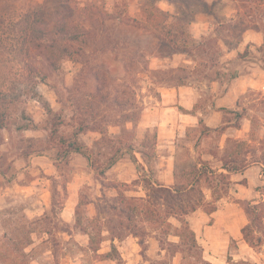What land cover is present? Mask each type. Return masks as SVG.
I'll list each match as a JSON object with an SVG mask.
<instances>
[{
	"label": "rangeland",
	"instance_id": "obj_1",
	"mask_svg": "<svg viewBox=\"0 0 264 264\" xmlns=\"http://www.w3.org/2000/svg\"><path fill=\"white\" fill-rule=\"evenodd\" d=\"M33 1L43 4L45 0ZM75 1L81 6L87 3L98 5L113 15V19L105 24V30L96 32L91 46L85 48L84 55L76 58L79 62L63 59L59 71L49 74L45 84H42L31 77L24 64L9 50L0 55V108L8 109L12 115L7 128L0 130V264H180L181 256L175 253L178 238L172 235L171 228L160 229L159 224L149 222L145 217L118 214V208L127 213L124 205L118 202V194L145 197V188L138 183V177L147 175L159 184L166 181L168 174L160 173L162 164H166L164 160L152 161L150 168H147L137 154V163L125 156L106 172L104 178L95 179L92 168L79 155L72 154L69 164L62 163L61 170H57L53 164L55 150L33 151L49 145L52 120L62 124L59 136L71 134L74 121L82 118L77 116L83 110H77L76 101H83L87 107L99 102H102L101 106H106L102 97H105L107 104L110 103V99L115 96L113 89L121 84L126 86L122 89L126 93L134 91L136 104L141 111L138 122L126 124V128L137 137L135 147L139 148L141 139L138 137L141 134L145 135L148 130L147 139L151 141L155 133L153 125L148 123L151 126L146 129L143 124L148 110L158 101L160 91L179 87L172 77L182 78L184 85L194 92L192 112L200 114L202 124L198 121L195 127L188 128L186 132L191 141L195 140L202 127L208 123V106L215 96L211 89L219 85L218 81L209 77L215 75L227 59L224 57L226 51L230 53L228 57H232V50L241 41H252L255 46L248 44V50L264 61V0H204L206 8L199 6L200 0ZM49 4L55 11L57 0H51ZM16 6L18 11H22L27 4L16 1ZM169 31L170 35L167 36L166 32ZM180 31L183 34H177V39L174 38L177 41L175 45H169V48L158 53L156 50L146 52L144 58L139 57L145 47L155 49L163 37L171 40L173 33ZM103 42L108 43L104 45H108L107 50H103ZM182 46L188 47L190 52L171 55L172 49ZM257 47H260L259 52L256 51ZM122 61L134 63L126 71ZM139 61H148V64ZM84 62H87V68L83 67ZM216 62L219 64L214 67ZM239 67L234 73L246 74L255 69L254 74L264 88L263 62ZM93 75H99L106 87H102L101 83L96 86L91 79ZM97 87L99 92L96 91ZM222 87L221 92L224 82ZM252 91L238 100L240 106L246 109V116L253 117L256 132L250 135V121L242 119L239 121V130L230 127L224 133V151H236V143H248L251 140L248 146H241L243 151L251 150L249 153L244 152L250 164L243 171L234 173L237 175L232 180L230 177V190L219 200L224 206L230 204L234 214L239 212L245 216L234 217L233 227L242 224V219L244 225L248 223L243 209L235 203L237 199L252 201V204L264 200V167L251 164L252 155L259 154L256 149L264 133V95L257 94V90ZM120 101V109H126L124 99ZM46 105L52 109L49 115L44 109ZM22 111L27 119L33 120L35 128H21L22 125H29L27 120L20 119ZM99 111L93 113L97 115ZM233 117L223 113L222 122L234 126L237 123ZM110 133L118 136L119 128H111ZM203 137L199 151L214 153L216 159L211 164L220 165L218 159L224 156L216 151L220 136L207 132ZM81 138L91 145L98 135L88 132ZM226 138L235 142L226 145ZM159 152L170 154L168 147L160 148ZM28 153L31 155L27 156ZM176 154L179 161L185 156L180 147L176 148ZM242 156L240 154L238 158ZM103 161L101 157L98 163L102 164ZM97 165L95 163L93 167ZM256 166L260 168L249 169ZM186 168L179 166L175 182L182 184L187 181L188 176L181 173ZM244 171L246 174L240 175ZM233 182L245 184L247 189ZM123 183L129 186L124 187ZM208 185L224 187L217 179L211 185L201 179L199 188L206 201L211 200ZM79 202L80 227L76 225L75 215V207ZM40 218L43 220L34 222ZM92 221L97 222L103 235L98 254L109 252L110 244L113 243L119 257L117 262L100 260L87 250L88 237L82 230ZM168 221L177 226L174 219ZM188 221L195 231L204 259L211 264H227L228 253L235 262L250 260L264 263V233L261 234L262 246L252 249L241 241V236L231 243L224 229L221 233L217 227H211L213 222L199 209L189 215Z\"/></svg>",
	"mask_w": 264,
	"mask_h": 264
},
{
	"label": "trees",
	"instance_id": "obj_2",
	"mask_svg": "<svg viewBox=\"0 0 264 264\" xmlns=\"http://www.w3.org/2000/svg\"><path fill=\"white\" fill-rule=\"evenodd\" d=\"M16 1L25 2L27 4L26 9L18 11ZM50 1L45 0L43 4H38L33 0H0V55L3 51L9 50L11 54L17 56L24 64L25 69L30 73L31 77L40 80L42 84H45L49 74L59 71L60 61L63 59L67 58L72 62H79L76 61V58L84 55L85 48L91 46L96 32L102 33L105 30V24L113 19V15L104 11L102 7L92 3L81 6L75 0H57L55 11H53L49 4ZM199 6L206 8L204 0L199 1ZM132 22L136 21L132 20ZM122 24L128 26L126 22H122ZM177 34L183 33L182 31L180 33H173V36L170 38L171 40L163 37L157 43L155 49L145 47L139 54V57L144 58V53L146 52L152 53L156 50L158 53L160 50L169 48V45H175ZM166 35H170V31L166 32ZM105 44L108 43H102L103 50L108 49V45L104 46ZM259 48H256L257 52H259ZM189 52L188 47L182 46L180 49H172L171 55ZM192 61L195 60L192 58ZM122 62L126 71L134 63L133 61ZM233 62L256 64L263 62L264 64V61H260L258 55L247 49L242 53H237L234 59L222 63L215 75L209 77L213 81H218L220 90L223 88V82L224 85H228L237 77V74L229 67V63ZM139 63L146 65L148 61H139ZM82 64L84 68H87V62ZM218 64L216 62L214 67ZM90 68L91 66H89ZM91 79L96 86L102 82L99 75H93ZM171 79L175 80L176 86H185L182 78L172 77ZM101 86L106 87L103 83H101ZM125 88L124 84L117 85L113 89L115 96L110 99L111 101L108 104L105 97H102V101L106 106H101L102 102H99L87 107L83 101H76L77 110H83L77 116H82V118L74 121L75 125L71 134L67 137L59 136V127L62 124L52 120L49 129V145L39 148L33 151V153L49 149L55 150L56 155L53 159V164L57 170H61L62 163L64 165L69 164L72 154L79 155L90 165L95 179L104 178L106 172L125 156H128L132 162L137 163L135 153H138L147 168H150L151 162L158 159L155 151L156 134L154 133L152 140L149 141L147 139L149 131L147 130L144 138L139 143V148L135 147V135L126 128V124L130 123L134 125L138 122L141 111L136 104L134 91L130 90L126 93L125 90H122ZM96 89L99 92V87ZM121 99H124L123 104L126 109H120L122 106L120 103ZM44 109L48 115L52 113L49 105H46ZM7 110L0 108V130L7 128L10 124L12 115ZM93 111L95 113L99 111V114L96 115ZM221 111L224 115H233V119L236 120L237 124L231 126L227 123L224 127L220 126L217 129L203 126L199 131V135L204 136L207 132H214L221 136L230 127L239 130V121L242 119L250 121V135L256 132V123L253 121V117L246 116L245 108H241L240 111L237 108L234 111L228 109H221ZM20 119L27 120L29 123V125L21 126L24 130L35 128L33 120L27 119L24 111L20 113ZM199 124H202L201 120H199ZM111 128H119V135L116 136L110 133ZM88 132L98 134V138L94 139L91 145L86 144L81 138L82 135ZM190 141L188 132H186L185 138H177L175 140L176 148L180 147L184 150L187 157L181 159V162L177 156L175 157L174 180L177 178L179 166H182L187 167L181 170V173L188 176L187 181L182 184L176 181L172 186H165L159 184L158 181H152L147 175L140 176L137 181L145 188V197L125 196L123 193L118 194V202L124 205V209L127 210V213H125L122 208H118V214H124L125 217H145L147 221L159 224L160 229L164 227L171 228L172 235L178 238L177 251L175 253H179L181 256L180 264H211L203 257V250L196 240L195 232L190 226L188 217L198 209L207 215L217 210V202L225 197L230 190V185L232 184L230 175L243 171L250 164L246 153L251 152V150L243 151L241 146H248L251 140L248 143L246 141L236 143L238 145L236 151H224V156L218 159V162H220V169H223L225 173H219L218 167L213 166L211 161L203 160L200 156L192 158L188 154L186 147V142ZM232 142L235 141H231L229 138L226 139V145ZM258 144L259 147L256 151L259 154L252 155L253 161L251 164L264 167V133L259 139ZM240 154L243 156L238 158ZM29 155L31 153L27 154V156ZM213 156L216 159L214 153ZM101 157H103L104 161L102 164H99V158ZM95 163L98 164L97 167H93ZM1 174L4 175V173ZM201 179L210 185L211 182L217 179L224 187L217 188L208 185V189L211 192V200L206 201L201 188H199ZM222 179H224V183H222ZM122 186L128 187L129 185L123 183ZM235 203L243 209L248 219V223L240 229L241 241L252 249L260 248L263 244L261 234L264 233V200L252 204V201L237 199ZM79 207L80 202L75 207L76 225L80 227V219H78L80 217ZM113 209L117 211L115 208ZM170 218L175 220L177 226H173L168 221ZM42 220L43 218H40L34 222ZM127 220L129 219L127 218ZM256 229H260V231H256ZM82 231L88 237L86 248L94 256L100 260L113 262L119 260L113 243L110 244L109 252L98 254L100 244L103 241V235L96 221H92ZM230 241L231 243L235 242L233 239ZM226 263L258 264L250 260L235 262L230 253L226 256Z\"/></svg>",
	"mask_w": 264,
	"mask_h": 264
},
{
	"label": "crops",
	"instance_id": "obj_3",
	"mask_svg": "<svg viewBox=\"0 0 264 264\" xmlns=\"http://www.w3.org/2000/svg\"><path fill=\"white\" fill-rule=\"evenodd\" d=\"M248 44L249 46L250 45L255 46L254 43H252V41H248L247 43H243L241 41L238 44V46L232 50L234 52V55L232 57H228L230 53L226 51L224 57H226L227 59H225L224 61L225 62L230 61L236 57L237 53H242L246 49L248 50L249 48ZM247 63L250 62H233V63H229V66H231L232 71H236L240 68L239 66H243L244 64ZM251 64L257 65L256 63H251ZM254 70L246 74L237 73V77L235 79H233L228 85H224L223 92L220 91L219 85L217 88L212 87L211 91L215 94V96L212 98V102L208 106L210 113L208 114L206 120L208 122L206 127L211 129H217L219 128V126L224 125V122H222L223 113L221 109L244 108V106H240L238 100L242 95L251 92L252 90H257V94L264 95V88L262 87L261 84H259L260 80L256 78L255 76L256 74H254L255 73ZM194 104H195L194 92L192 89H190L187 86L162 89L160 91L158 101H156L155 105H153L148 110L149 114L146 116L147 119L143 124L144 128L146 129L151 125H153L155 128L156 153L158 159H162L166 162V164L164 165L162 164V170L160 171V173L162 172L164 174H168L166 181H161L163 183H160L165 186H172L175 183L174 170L176 168L175 157L177 156L175 140L177 138H182V139L185 138L187 129L193 128L195 127V125L198 124L200 114L192 112L194 108ZM148 123H150L151 125ZM179 128H182L181 132L180 131L178 132ZM135 138L137 139V137ZM138 138L142 140L144 138V133L141 134ZM203 138H204L203 136L199 135L198 138H196L195 140L186 142L188 154L192 158H196L197 156H200L203 160H208L212 162L213 160H215L212 152L208 150L199 151L200 143L203 140ZM166 143H168L169 145L166 146ZM166 147H168V151L170 152V154L169 155L161 154L159 152V149ZM216 151L220 155H224V132L220 136V139L216 144ZM135 154L138 155V158L141 160L143 166L147 167L140 158L139 154L138 153ZM185 157H187L186 152L184 158ZM217 167L219 173H225L223 169H220L219 165ZM254 168H260V167L256 166V167H251L249 169H254ZM246 171H244L243 174L240 175L243 176L244 174H246ZM236 175L231 174L230 175L231 180ZM233 183L236 186H240L243 187V189H247V186H245V184H240V182H233ZM249 186L250 184H248V187ZM238 193H240V189H238ZM216 205H217V210L215 212H213L210 215L205 214L207 218L213 222L211 227H217V229L221 233L223 228L227 237H230L233 240L239 239L241 236L240 229L244 225L243 219L241 220L242 224L239 223L238 225H236L237 227H233L231 225L234 222V217H245V216L241 213L239 214V212L234 214L233 209L229 206L230 204H226V206H224V204L218 201Z\"/></svg>",
	"mask_w": 264,
	"mask_h": 264
}]
</instances>
